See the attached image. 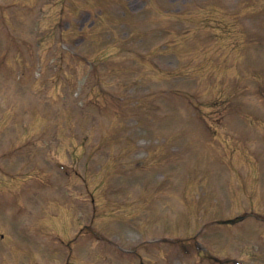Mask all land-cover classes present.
<instances>
[{
  "label": "rangeland",
  "instance_id": "obj_1",
  "mask_svg": "<svg viewBox=\"0 0 264 264\" xmlns=\"http://www.w3.org/2000/svg\"><path fill=\"white\" fill-rule=\"evenodd\" d=\"M0 198V264H264V0H0Z\"/></svg>",
  "mask_w": 264,
  "mask_h": 264
}]
</instances>
